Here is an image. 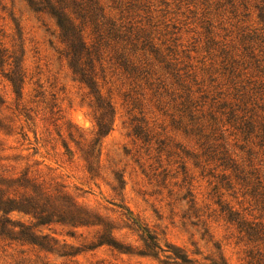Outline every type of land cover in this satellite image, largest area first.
I'll use <instances>...</instances> for the list:
<instances>
[{"label": "rangeland", "instance_id": "obj_1", "mask_svg": "<svg viewBox=\"0 0 264 264\" xmlns=\"http://www.w3.org/2000/svg\"><path fill=\"white\" fill-rule=\"evenodd\" d=\"M99 4L124 35H139L134 60L149 74L147 81H132L106 61L104 74L95 64L99 94L114 110L109 133L95 145L96 101L63 57L55 20L22 0H0V175H25L46 189L64 190L105 220L129 253L86 249L101 230L38 226L75 255L58 258L0 243V264H185L174 255L187 258L186 264H247L252 245L223 209L262 225L264 214L219 159L226 154L245 171L253 164L263 178L262 151L245 144L237 129L242 120L264 123V3ZM91 33L82 34L87 44ZM117 47L128 53L125 43ZM14 71L21 75L20 91L10 82ZM92 145L89 173L85 153ZM146 235L159 250L143 253Z\"/></svg>", "mask_w": 264, "mask_h": 264}, {"label": "trees", "instance_id": "obj_2", "mask_svg": "<svg viewBox=\"0 0 264 264\" xmlns=\"http://www.w3.org/2000/svg\"><path fill=\"white\" fill-rule=\"evenodd\" d=\"M26 2L30 9L36 13H46L56 22L58 31L65 45L64 58L69 64L73 75L77 76L89 90L96 101L98 119L96 120L95 145L105 137L111 128L114 110L109 101L103 100L99 94L94 74L95 64L101 73L104 74L103 62L109 65V69L114 68L120 71L127 80H146L149 74L144 67L137 65L134 60L135 51L139 47L140 37L136 34L132 37L122 33V27L116 26L115 22L106 17L99 0H22ZM264 3V0H261ZM129 31V30H128ZM130 28L129 32H132ZM83 32H92L88 37L87 44L83 38ZM139 32V31H138ZM141 32V30H140ZM118 42L129 46L118 48ZM141 51L147 46L141 42ZM102 48L106 49L107 60H103ZM104 51V50H103ZM104 52V53H105ZM18 71L11 73L10 82L13 88L21 90L19 85ZM104 78V76H102ZM147 81V80H146ZM17 93V92H16ZM242 119V118H241ZM240 119V120H241ZM245 144L258 147L264 156V123L255 125L251 121H243L237 129ZM253 141V142H251ZM255 142V143H254ZM93 145L85 153L87 156L88 172H92L94 161L92 159ZM69 153L68 150H66ZM247 155L252 156L249 149ZM92 159V160H91ZM220 166H224V171L230 170L235 181L245 193L243 196L250 197L259 210L264 214V174L259 176V170L249 164L248 171L240 168L226 154L219 159ZM226 180V179H225ZM120 191L124 189V182L116 180ZM21 191V195H19ZM223 212L228 222L235 223L239 233L252 248L246 252L247 264H264V225L249 222L231 208L224 207ZM13 214H22L31 219L28 224L15 223L9 217ZM60 225L69 227L72 230H101V235L86 248L88 250L101 246H108L122 253H129L115 242L112 236L110 225L90 210L78 205L75 200L64 190L54 191L44 188L42 184H36L26 179L25 175L20 178L5 177L0 175V243L3 246L28 247L32 251L46 252L48 255H56L58 258H69L75 255L71 247L64 244L59 247L58 242L48 235H42L35 229L38 226ZM263 246V250L259 248ZM144 254H149L153 249H158L157 240L146 235ZM56 249H61L60 251ZM23 253V252H22ZM19 253V254H22ZM174 257L182 263H188L183 256ZM26 259L22 260L24 262ZM20 264V262H19ZM49 264V262H47Z\"/></svg>", "mask_w": 264, "mask_h": 264}]
</instances>
